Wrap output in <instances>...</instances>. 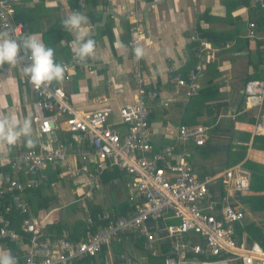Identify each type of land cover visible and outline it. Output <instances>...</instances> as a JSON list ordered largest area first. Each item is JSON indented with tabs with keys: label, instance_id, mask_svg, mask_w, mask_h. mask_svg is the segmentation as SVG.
I'll return each instance as SVG.
<instances>
[{
	"label": "crops",
	"instance_id": "1",
	"mask_svg": "<svg viewBox=\"0 0 264 264\" xmlns=\"http://www.w3.org/2000/svg\"><path fill=\"white\" fill-rule=\"evenodd\" d=\"M10 1L15 7V19L25 24L28 34H39L46 46L54 48L58 63L73 57L68 47L73 36L63 30L62 19L76 11L89 17L85 27L96 41L95 59L90 58L76 67L71 79L62 84L68 104L76 111L107 106L116 110L133 101L137 95L133 74L140 65L146 88L155 89L161 95L150 103L149 122L155 150L176 145L180 125L209 127L210 136L204 146H184L189 154L187 160L199 179L215 177L236 165L250 173L248 192L240 195V202L230 198L244 211V219L235 225L234 238L247 244L257 243L264 250V200L258 203L252 198L264 199V141L257 142L262 148L252 145L254 137H264V133H254L257 112L246 108L243 94L248 81L264 78L259 52V47L264 46L246 38L249 21H255L259 31L264 30V11L248 8L249 0H83L82 4L79 0ZM136 27L144 37L141 47L145 49V57L139 61L128 45ZM194 34L211 45L205 52V68L197 81L198 94L188 100L177 97L164 107L161 101L171 100L168 99L171 80L176 72L185 74L196 63L193 54L198 43L190 40ZM32 104L31 85L19 67L0 68V115L31 119L37 133ZM261 114L264 115V106ZM53 135L56 141L51 145L63 140L60 130ZM39 143L41 147L47 146L49 138L39 135L34 148H39ZM28 149L23 139L11 148L0 145V186L2 175L9 171V161ZM248 161L259 165L254 168L257 177L254 181L251 170L244 167ZM70 164L74 166L76 162L71 160ZM45 174L46 185L24 193L31 214L45 218L44 241L64 233L79 239L90 226L88 218L95 230L101 226L99 222H108L105 217L117 219L128 215L132 208L133 179L116 167L103 172L96 190L85 180L71 178L61 169ZM209 190L216 199L225 195L223 184L217 179L209 184ZM247 197L251 198L246 200ZM73 205L79 206L69 209ZM167 216L165 224L177 223ZM11 225L21 232L18 215L11 216ZM255 232H259L260 240H250ZM189 240L193 244L201 243L195 236ZM143 242L142 239L134 242L131 236H126L121 243L106 245L97 257L84 261L88 260L86 264H125L120 255L126 253L139 264H155L150 258L162 259L170 251L168 241H159L155 244L158 255L153 256L144 250ZM27 245L26 235L21 242L2 240L0 252H10L17 264H21Z\"/></svg>",
	"mask_w": 264,
	"mask_h": 264
},
{
	"label": "built area",
	"instance_id": "2",
	"mask_svg": "<svg viewBox=\"0 0 264 264\" xmlns=\"http://www.w3.org/2000/svg\"><path fill=\"white\" fill-rule=\"evenodd\" d=\"M83 3V0H79ZM248 8L264 11V0H249ZM15 7L10 0H0V32L17 35L14 29L28 34L25 24L15 19ZM246 38L264 46V30L259 31L255 21L247 24ZM144 37L136 27L130 34L129 47L141 46ZM198 43L194 51L195 65L185 74L176 72L171 80V100H162L164 107L177 97L190 99L198 94V78L205 68L206 50L210 43L198 35L190 36ZM264 49V47H263ZM27 57L16 66L23 72ZM58 63V62H57ZM66 68L64 80L53 82L46 89L32 86L33 113L37 133L49 138V144L23 151L9 161V171L2 175L0 186V241L21 242L27 236V251L21 264H72L99 255L103 247L121 243L126 236L134 242L143 240L144 250L158 255L159 241L169 242L170 251L163 254L164 264H264V250L257 244L235 240V225L244 219V211L230 198L248 192L250 173L241 165L233 166L220 175L199 179L188 162L186 145L204 146L209 139V127L180 125L176 131V145L157 151L152 145L150 131V103L160 93L147 90L146 79L138 65L133 74L137 95L116 110L100 107L91 111H76L67 102L63 83L71 79L76 67L73 59L59 62ZM85 64V63H84ZM264 64V50H263ZM30 83V82H29ZM246 108L256 110V135L264 133V78L248 81L244 87ZM259 118H261L259 122ZM63 132V140L51 145L53 134ZM177 148H181L178 151ZM76 162L74 166L70 161ZM109 167L124 171L133 179L134 196L128 215L93 229L90 225L79 239L64 233L51 240H43L45 218L34 216L24 199V193L46 185L45 174L62 170L74 179L85 180L91 189L100 187L101 176ZM220 180L225 195L216 199L209 184ZM19 216L17 232L11 225V216ZM177 223L165 224L168 218ZM195 236L201 243L193 244ZM208 257H213L210 260ZM125 264H139L126 253L120 255Z\"/></svg>",
	"mask_w": 264,
	"mask_h": 264
},
{
	"label": "clouds",
	"instance_id": "3",
	"mask_svg": "<svg viewBox=\"0 0 264 264\" xmlns=\"http://www.w3.org/2000/svg\"><path fill=\"white\" fill-rule=\"evenodd\" d=\"M99 11V9H97ZM89 17L76 11L64 17L61 21L63 30L73 36L68 47L73 53L76 64H84L88 59H95L96 41L91 38L86 29ZM17 35L8 31L0 32V68L15 66L21 59L27 57L23 71L29 77V82L35 89H46L53 82L61 83L65 77L66 68L55 60V50L46 46L39 34H22L23 30L14 29ZM135 60L145 57V49L141 46L132 48ZM23 139L25 146L34 148L39 141V134L34 133L31 119L18 120L15 115H0V145L9 148ZM0 264H17L10 252H0Z\"/></svg>",
	"mask_w": 264,
	"mask_h": 264
},
{
	"label": "trees",
	"instance_id": "4",
	"mask_svg": "<svg viewBox=\"0 0 264 264\" xmlns=\"http://www.w3.org/2000/svg\"><path fill=\"white\" fill-rule=\"evenodd\" d=\"M263 48H261V47H259V52H261V63L263 64V57H262V53H263ZM194 55V54H193ZM260 63V64H261ZM147 90H149V89H147ZM259 141H264V137H254V139H253V146L255 147V148H262V147H260L258 144H257V142H259ZM264 148V147H263ZM243 156H241V158H242ZM259 165H256V164H254V163H251V162H246L245 164H244V167H246L247 169H249V170H251V172H252V178H253V181H254V179H256L257 177H256V175H255V167H258ZM255 168V169H254ZM256 188H255V186H253L252 187V190L254 191ZM251 198V197H250ZM250 198H248L247 197V199L246 200H248V199H250ZM252 198L255 200V201H257L258 203L260 202V200L262 199V200H264L262 197H259V196H252ZM99 224H101V225H104L105 223L104 222H102V223H100L99 222ZM95 227V226H94ZM96 228V227H95ZM251 229H253V232H254V227H251ZM258 234H259V232L258 233H252V235H251V237H250V240H251V238H253V239H257V240H260V238L261 237H259L258 236ZM259 237V238H258ZM249 240V241H250ZM263 240H264V238H263ZM262 245H264V244H262ZM162 259H155V258H150V262H153V263H155V264H164V257H161ZM84 262V263H83ZM82 263L83 264H86L87 262H88V260H86V261H83ZM81 263V264H82Z\"/></svg>",
	"mask_w": 264,
	"mask_h": 264
},
{
	"label": "water",
	"instance_id": "5",
	"mask_svg": "<svg viewBox=\"0 0 264 264\" xmlns=\"http://www.w3.org/2000/svg\"><path fill=\"white\" fill-rule=\"evenodd\" d=\"M235 200H238V201L240 202V195H239V194H237V195L235 196Z\"/></svg>",
	"mask_w": 264,
	"mask_h": 264
},
{
	"label": "rangeland",
	"instance_id": "6",
	"mask_svg": "<svg viewBox=\"0 0 264 264\" xmlns=\"http://www.w3.org/2000/svg\"><path fill=\"white\" fill-rule=\"evenodd\" d=\"M77 206H79V205H73L72 207H70L69 209H74L75 207H77Z\"/></svg>",
	"mask_w": 264,
	"mask_h": 264
},
{
	"label": "bare ground",
	"instance_id": "7",
	"mask_svg": "<svg viewBox=\"0 0 264 264\" xmlns=\"http://www.w3.org/2000/svg\"><path fill=\"white\" fill-rule=\"evenodd\" d=\"M261 131H263V132H264V128H261Z\"/></svg>",
	"mask_w": 264,
	"mask_h": 264
}]
</instances>
